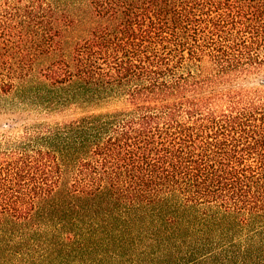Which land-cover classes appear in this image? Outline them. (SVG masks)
Here are the masks:
<instances>
[{
	"label": "trees",
	"instance_id": "1",
	"mask_svg": "<svg viewBox=\"0 0 264 264\" xmlns=\"http://www.w3.org/2000/svg\"><path fill=\"white\" fill-rule=\"evenodd\" d=\"M0 96V264H264V0H0Z\"/></svg>",
	"mask_w": 264,
	"mask_h": 264
},
{
	"label": "rangeland",
	"instance_id": "2",
	"mask_svg": "<svg viewBox=\"0 0 264 264\" xmlns=\"http://www.w3.org/2000/svg\"><path fill=\"white\" fill-rule=\"evenodd\" d=\"M12 96H0V134H12L19 132L22 129V124L31 121L40 120H64V113L58 112L53 114H44V112H35L34 105L28 103L26 105L17 103L20 105L17 107L13 106ZM11 126L16 127L15 129L10 128Z\"/></svg>",
	"mask_w": 264,
	"mask_h": 264
}]
</instances>
